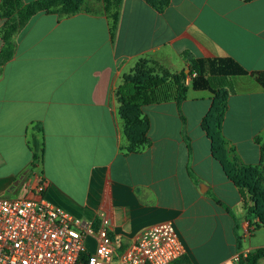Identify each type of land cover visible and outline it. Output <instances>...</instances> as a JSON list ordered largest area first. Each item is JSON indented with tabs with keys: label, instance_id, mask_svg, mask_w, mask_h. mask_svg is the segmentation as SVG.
<instances>
[{
	"label": "crops",
	"instance_id": "0c3cea01",
	"mask_svg": "<svg viewBox=\"0 0 264 264\" xmlns=\"http://www.w3.org/2000/svg\"><path fill=\"white\" fill-rule=\"evenodd\" d=\"M4 24L0 18V30ZM201 58H232L264 72V0H168L162 11L149 0H122L112 33L104 0H84L73 15L33 17L14 57L0 65V198L32 197L37 172L48 202L96 227L108 220L119 251L165 222L186 247L183 263L238 264L236 222L242 253L264 248L250 244L240 192L203 129L209 91L192 89L188 79L181 111L174 99L143 106L148 141L130 151L136 120L121 114L124 79L175 76ZM231 80L234 92L222 95L226 158L237 169L254 168L264 144V86L252 74ZM33 139L42 159L31 171Z\"/></svg>",
	"mask_w": 264,
	"mask_h": 264
},
{
	"label": "trees",
	"instance_id": "16d2710c",
	"mask_svg": "<svg viewBox=\"0 0 264 264\" xmlns=\"http://www.w3.org/2000/svg\"><path fill=\"white\" fill-rule=\"evenodd\" d=\"M121 1L106 0L105 11L110 19L111 33L115 31L118 23V10ZM83 2L84 0H37L25 3L23 0H0V18L5 20V24L0 30V37L3 41V47L0 52V65H4L14 57L17 38L25 31L33 17L42 13L73 15L81 9ZM111 3L112 12L109 6ZM149 4L152 6L150 0ZM249 74L254 75L257 81L264 86V72H250L232 58H201L197 60L196 65L189 66L175 76H158L136 72L124 79L118 88V97L121 103L122 116L136 120V125L132 129L129 138L131 142L130 151H134L135 147L144 145L148 141L147 134L150 122L148 119H139L143 106L174 99L181 111V104L185 101L188 92V79L191 80L192 89L209 91L214 96L212 108L203 120V129L211 140L214 159L222 166L228 179L234 183L240 192L242 205L249 223L248 231L252 235L253 231L264 229L263 195L256 186L248 183L244 185V180H239V176L235 174L237 172L236 167L227 161L221 132V122L226 109L225 100L222 97L223 92L225 89H228L230 93L234 92L231 80L233 77ZM183 121L185 123L184 118ZM183 136L191 152V141L184 130ZM30 149L34 153V159L30 166V170L33 171L42 159V154L39 156V152L42 150L37 139H33L32 143H30ZM258 171L257 167H243L239 170L243 174L251 173L253 175L257 174ZM190 175L199 182V179L191 169ZM212 197L219 205L232 214L229 207L215 196ZM235 232L238 238V251H240L238 264H258L260 260H264V248L251 250L244 255L241 251L242 237L239 235V224L237 222ZM185 262L183 263L180 260L174 264H189V262Z\"/></svg>",
	"mask_w": 264,
	"mask_h": 264
},
{
	"label": "built area",
	"instance_id": "2783aa9c",
	"mask_svg": "<svg viewBox=\"0 0 264 264\" xmlns=\"http://www.w3.org/2000/svg\"><path fill=\"white\" fill-rule=\"evenodd\" d=\"M34 175L32 197L0 198V264H174L186 255L169 222L144 230L119 251L108 220L96 227L70 216L46 200L47 181L42 173Z\"/></svg>",
	"mask_w": 264,
	"mask_h": 264
},
{
	"label": "rangeland",
	"instance_id": "374dc122",
	"mask_svg": "<svg viewBox=\"0 0 264 264\" xmlns=\"http://www.w3.org/2000/svg\"><path fill=\"white\" fill-rule=\"evenodd\" d=\"M150 3L156 10L162 11L163 8L168 4V0H150ZM104 5H105V10H106V6H107L106 0H104ZM109 6H110V11L112 12L113 10L112 3L109 4ZM261 151H262L261 162L257 166L259 170L257 174L255 175L251 173L243 174V172H239L240 169H237V168H236L237 172H235V174L239 176V180H244V185L245 184L247 185L248 183L250 185L256 186L258 190L262 192L263 202H264V144L261 147ZM247 234H248V237L251 239L250 241L251 245H259L261 243H264V229L253 231L252 235L250 234L249 231H247ZM87 248L90 252H94L95 250L94 243L91 239L87 241Z\"/></svg>",
	"mask_w": 264,
	"mask_h": 264
},
{
	"label": "water",
	"instance_id": "95a60500",
	"mask_svg": "<svg viewBox=\"0 0 264 264\" xmlns=\"http://www.w3.org/2000/svg\"><path fill=\"white\" fill-rule=\"evenodd\" d=\"M201 188H202V189H206L207 186H206L205 184H203V185L201 186Z\"/></svg>",
	"mask_w": 264,
	"mask_h": 264
}]
</instances>
